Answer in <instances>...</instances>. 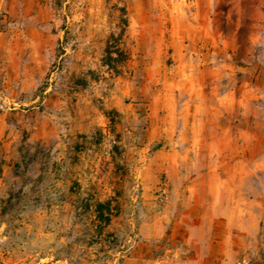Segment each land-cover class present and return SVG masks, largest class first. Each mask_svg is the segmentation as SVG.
<instances>
[{
	"label": "rangeland",
	"instance_id": "374dc122",
	"mask_svg": "<svg viewBox=\"0 0 264 264\" xmlns=\"http://www.w3.org/2000/svg\"><path fill=\"white\" fill-rule=\"evenodd\" d=\"M58 2L0 0V264H264V0Z\"/></svg>",
	"mask_w": 264,
	"mask_h": 264
},
{
	"label": "trees",
	"instance_id": "16d2710c",
	"mask_svg": "<svg viewBox=\"0 0 264 264\" xmlns=\"http://www.w3.org/2000/svg\"><path fill=\"white\" fill-rule=\"evenodd\" d=\"M62 1L64 0H59V2L57 3V7L62 8ZM120 11L122 12V26L123 28H126L128 26L126 10L124 8H121ZM122 34H120L117 38H114L112 35L111 38H109V40L107 41V46L105 49V65L113 69L116 73H118L117 67L126 62L129 56L125 46L122 45V42H120ZM113 53H117L118 57L113 58Z\"/></svg>",
	"mask_w": 264,
	"mask_h": 264
}]
</instances>
